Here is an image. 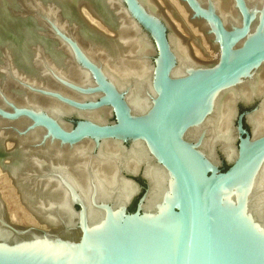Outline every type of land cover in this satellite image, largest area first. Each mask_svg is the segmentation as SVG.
Listing matches in <instances>:
<instances>
[{
    "label": "bare ground",
    "instance_id": "obj_1",
    "mask_svg": "<svg viewBox=\"0 0 264 264\" xmlns=\"http://www.w3.org/2000/svg\"><path fill=\"white\" fill-rule=\"evenodd\" d=\"M139 1L153 16H165L155 0ZM181 1L193 16L187 3ZM199 1L220 14L230 29L241 27L242 16L235 0H229V6L225 0ZM247 1L254 14L250 38L264 33V0ZM33 2L35 14L28 20L32 10L21 12L16 0H0V106L12 110L5 98L38 112L45 110L66 130L71 125L63 116L76 112L91 120L106 122L111 107L80 110L75 106L103 95L96 89L98 84L89 67L79 63V52L89 64L99 67L112 88L124 95L133 113L150 114L158 97L159 68L151 61L156 49L122 0ZM195 19L204 25L207 36L215 44L217 60L214 64L198 62L187 42L173 30L169 34L172 55L177 61L173 77L211 69L219 62L220 46L213 26L203 19ZM20 34H23L22 40ZM49 91L57 96L45 93ZM255 96L263 100L249 114L253 139L264 135L263 63L248 77L208 100L193 125L185 131L184 140L192 147L191 151L204 156L214 167L218 163L216 149L220 146L228 160L233 161L238 155V131L233 126L236 103L240 99L251 101ZM32 124L26 116L15 121L0 118V147L4 142L5 148L12 152L4 161L0 159V172L8 173L12 183L20 186L23 200L41 221L61 227L48 237L35 232L21 233L20 227L16 228L18 232L11 230L12 223L0 196V247H67L105 233L138 191L136 183L123 176L122 170L137 172L142 165L150 182L143 203L145 214L173 212L175 185L144 142L135 140L126 148L121 138L104 139L96 148V141L91 138L63 142L45 126H36L23 135L17 133ZM254 177L247 212L253 223L264 228V160L257 166ZM75 200L84 205L81 213L73 210ZM227 200L234 198L230 195ZM79 221L86 222L84 227L74 229Z\"/></svg>",
    "mask_w": 264,
    "mask_h": 264
},
{
    "label": "water",
    "instance_id": "obj_2",
    "mask_svg": "<svg viewBox=\"0 0 264 264\" xmlns=\"http://www.w3.org/2000/svg\"><path fill=\"white\" fill-rule=\"evenodd\" d=\"M183 1L194 12V18L213 26L220 46V59L211 69L173 77L177 61L172 55L167 26L161 18L148 12L139 0H122L142 29L151 35L158 54L154 63L159 68L158 97L149 115L133 113L124 95L112 88L99 67L89 64L79 52V63L89 67L98 84L96 89L103 95L75 106L80 110L111 107L114 121L100 123L76 112L67 115H75L77 120L70 130H66L45 110L38 112L5 98L3 100L12 110L0 106L2 119L31 118L32 125L23 131L16 129L19 135L36 126H45L63 142L75 143L91 138L96 141V148L104 139L121 138L126 148L135 140L144 142L175 185L173 212L145 214L143 203L150 187L144 174L145 166L137 172L123 169L122 175L136 183L137 192L144 188L136 177L140 176L146 183L135 212L127 211L132 197L121 217L105 233L80 240L72 246L0 247V264H264V228L253 223L247 212L256 169L264 160V135L253 139L249 114L261 106L263 98L255 96L251 101L240 99L236 103L237 124L234 122L233 126L238 131V155L226 170H219L217 164L210 166L206 158L193 153L184 140L185 131L193 125L194 118L209 99L248 77L264 63V33L248 38L254 14L247 0H235L242 16V25L237 29H230L220 14L206 8L199 0ZM22 37L20 34L19 39ZM246 37L245 43L238 47ZM68 42L73 44L71 40ZM45 93L57 96L50 91ZM240 101L246 105L259 102L257 107L240 112ZM221 152L225 156L222 149ZM10 153L3 142L0 159L4 161ZM230 195L233 201L227 200ZM72 206L75 212L84 210L83 203L78 200ZM85 223L77 222L74 229L81 230ZM9 227L19 231L12 224ZM19 229L21 233L35 232L44 237L52 233L37 227Z\"/></svg>",
    "mask_w": 264,
    "mask_h": 264
},
{
    "label": "rangeland",
    "instance_id": "obj_3",
    "mask_svg": "<svg viewBox=\"0 0 264 264\" xmlns=\"http://www.w3.org/2000/svg\"><path fill=\"white\" fill-rule=\"evenodd\" d=\"M33 1L34 0H16L18 4V10L21 12L26 11L28 13L29 10H32L31 4ZM155 2L159 4L160 8L165 14L164 17L160 18L167 26L168 34H170L174 30L173 33L180 35L181 38H183L187 42L191 55L193 56V58L196 57L195 59L198 62L214 64L217 60L218 50L210 37L207 36L206 28L204 27V25L198 22L193 16H191V13L184 5V3L181 0H155ZM229 2V0H225V3H227V5L229 4ZM15 13H17V16H20V13L18 11L15 10ZM28 14L30 16H28L27 18L31 20L30 17L35 14V11L32 10L31 14ZM168 22L171 24V27ZM97 24L104 29V27H102L100 23L97 22ZM106 31L108 32V34L111 33L108 30ZM149 38L154 42L150 34ZM157 56L158 54L156 51L151 55V61L153 63L156 62ZM258 102L259 101H255L251 105H246L245 103L240 101V112L248 111L257 107ZM63 119L70 125H73V123L75 124L74 120H77L75 115H64ZM106 119L108 122H112L115 120V116L112 111L110 114H108ZM234 122V124H237L236 117L234 118ZM248 129H250L249 126ZM125 143L129 145V142ZM236 145H238V141H236ZM9 146L11 147L13 146V144H9ZM216 150L220 156V158H218V163L216 166L219 170H224L226 166H229L230 161L226 156L222 154L220 146H217ZM138 177H136V179ZM143 191L144 189H142L140 192H137L133 196L131 202L128 203L127 206L128 212H135L139 198L141 197ZM0 196L3 201L2 204L3 206H5L7 216L9 217L12 225L20 228L37 227L40 229H44L48 233H51L53 230L60 229L61 226H59V224H52L46 221H41L40 218L35 215L32 208L23 200L22 194L20 192V186H18L17 184H13L12 179L6 172H0ZM76 207L78 209L80 208L78 205H76Z\"/></svg>",
    "mask_w": 264,
    "mask_h": 264
},
{
    "label": "trees",
    "instance_id": "obj_4",
    "mask_svg": "<svg viewBox=\"0 0 264 264\" xmlns=\"http://www.w3.org/2000/svg\"><path fill=\"white\" fill-rule=\"evenodd\" d=\"M244 126H245L246 128H248L247 124H245V123H244ZM228 167H229V166H226V167L224 168V170H226ZM137 179H138V181L142 184L143 188L145 189V188H146V183H145L144 179H142L141 177H138ZM135 207H136V205H135Z\"/></svg>",
    "mask_w": 264,
    "mask_h": 264
}]
</instances>
